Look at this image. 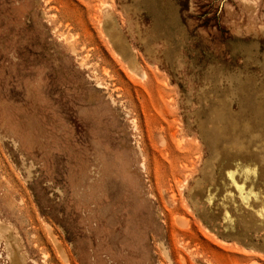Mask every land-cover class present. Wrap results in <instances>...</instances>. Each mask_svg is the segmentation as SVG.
Instances as JSON below:
<instances>
[{"label": "rangeland", "instance_id": "374dc122", "mask_svg": "<svg viewBox=\"0 0 264 264\" xmlns=\"http://www.w3.org/2000/svg\"><path fill=\"white\" fill-rule=\"evenodd\" d=\"M261 186L264 0H0V264H264Z\"/></svg>", "mask_w": 264, "mask_h": 264}, {"label": "bare ground", "instance_id": "6f19581e", "mask_svg": "<svg viewBox=\"0 0 264 264\" xmlns=\"http://www.w3.org/2000/svg\"><path fill=\"white\" fill-rule=\"evenodd\" d=\"M100 22H102L103 24H104V21H101V19H100ZM232 142V141H231ZM15 146V145H14ZM230 146H231V143H230ZM233 147V146H232ZM236 147V146H235ZM236 148H238V147H236ZM21 166H22V164H21ZM29 169V168H28ZM26 171H27V169H26ZM29 171H27V173H28ZM29 174V173H28ZM196 189V188H195ZM193 190V189H192ZM260 190H261V196H263V198H264V186H261V188H260ZM197 192V190H194V192ZM201 192V191H200ZM194 199V198H193ZM192 200V199H191ZM258 205H256V207H257ZM180 219V218H179ZM177 221V220H176ZM182 222V221H181ZM182 224H183V222H182ZM181 224V225H182ZM1 230H2V227L0 226V232H1ZM51 231V230H50ZM49 233H51V232H49ZM52 234V233H51ZM50 234V235H51ZM53 237H55V236H53ZM1 238H2V235H0V241H1ZM51 238H52V235H51ZM56 239H57V237H55ZM53 239V238H52ZM5 246H6V248H7V251H9V250H11L10 251V253H8L7 254V256H8V258H9V260H10V264H15V262H18L19 260H21V258H19L18 256H16L17 254H16V251L14 250V247L12 246V244L10 243V240H9V238L8 239H6L5 240ZM54 243L56 244V246L59 248V251H60V253L62 254V255H64V250H62V247H60L59 245L60 244H58V242H56V240L54 239ZM13 249V250H12ZM12 253V254H11ZM23 259V258H22ZM22 261V260H21Z\"/></svg>", "mask_w": 264, "mask_h": 264}]
</instances>
